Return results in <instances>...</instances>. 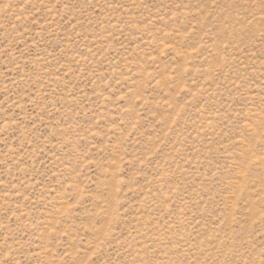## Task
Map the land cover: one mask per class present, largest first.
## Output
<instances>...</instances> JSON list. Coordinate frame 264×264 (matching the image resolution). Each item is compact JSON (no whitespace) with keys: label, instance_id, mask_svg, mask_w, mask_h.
<instances>
[{"label":"rangeland","instance_id":"1","mask_svg":"<svg viewBox=\"0 0 264 264\" xmlns=\"http://www.w3.org/2000/svg\"><path fill=\"white\" fill-rule=\"evenodd\" d=\"M0 264H264V0H0Z\"/></svg>","mask_w":264,"mask_h":264}]
</instances>
